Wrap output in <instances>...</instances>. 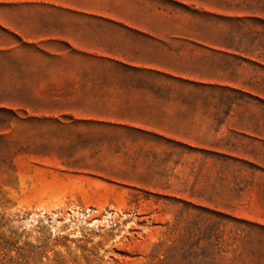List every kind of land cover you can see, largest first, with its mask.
<instances>
[{
	"label": "rangeland",
	"instance_id": "1",
	"mask_svg": "<svg viewBox=\"0 0 264 264\" xmlns=\"http://www.w3.org/2000/svg\"><path fill=\"white\" fill-rule=\"evenodd\" d=\"M131 2L144 12L134 22L219 45L242 40L262 55L261 66L241 72L252 78L251 93L216 95L223 111L235 99L222 125V113L210 121L202 107L156 119L152 134L86 120L98 113L61 112L84 105L81 97L49 87L50 72L58 79L67 65H37L35 48L5 35L0 264H264V88L255 85L264 80V25L233 19L264 20V0ZM207 62L239 64L224 54ZM40 88L48 94L36 95ZM123 115L126 124L138 121Z\"/></svg>",
	"mask_w": 264,
	"mask_h": 264
},
{
	"label": "crops",
	"instance_id": "2",
	"mask_svg": "<svg viewBox=\"0 0 264 264\" xmlns=\"http://www.w3.org/2000/svg\"><path fill=\"white\" fill-rule=\"evenodd\" d=\"M141 9L131 0H0V51L10 48L6 35L35 48L33 63L37 65H67L58 79L53 71L46 78L49 87L57 88V97H81L84 105L61 112L98 113L82 119L128 125L152 134L156 119L196 113L202 107L210 112V121L218 122L222 113L220 125L225 124L235 99L226 111L212 100L217 94L250 95L252 78L245 80L241 72L245 64L261 66L255 61L262 55L242 49V40L237 47L233 40L219 45L180 37L170 25L134 22L130 16L142 15ZM91 17L113 22L84 19ZM220 54L239 64L214 67L207 62ZM255 85L264 88V80ZM46 94L41 88L36 93ZM127 113L138 121L126 124L123 114Z\"/></svg>",
	"mask_w": 264,
	"mask_h": 264
},
{
	"label": "trees",
	"instance_id": "3",
	"mask_svg": "<svg viewBox=\"0 0 264 264\" xmlns=\"http://www.w3.org/2000/svg\"><path fill=\"white\" fill-rule=\"evenodd\" d=\"M233 19L236 20V21H245V20L258 21L260 23H263V25H264V20H262L261 18H257V16L255 14L244 15V16H236Z\"/></svg>",
	"mask_w": 264,
	"mask_h": 264
}]
</instances>
